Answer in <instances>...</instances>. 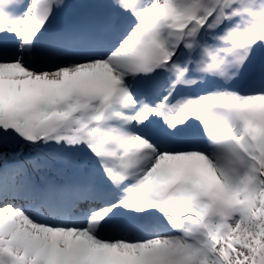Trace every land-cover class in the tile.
<instances>
[{"label":"snow or ice","instance_id":"snow-or-ice-1","mask_svg":"<svg viewBox=\"0 0 264 264\" xmlns=\"http://www.w3.org/2000/svg\"><path fill=\"white\" fill-rule=\"evenodd\" d=\"M0 264H264V0H0Z\"/></svg>","mask_w":264,"mask_h":264}]
</instances>
